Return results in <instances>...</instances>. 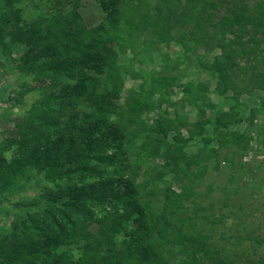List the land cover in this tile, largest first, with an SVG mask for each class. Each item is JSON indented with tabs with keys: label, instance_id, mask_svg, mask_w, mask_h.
<instances>
[{
	"label": "trees",
	"instance_id": "16d2710c",
	"mask_svg": "<svg viewBox=\"0 0 264 264\" xmlns=\"http://www.w3.org/2000/svg\"><path fill=\"white\" fill-rule=\"evenodd\" d=\"M81 1L45 0L46 11L26 21L19 0H0V49L18 50L17 69L39 82L41 94L17 135L0 142V208L10 202L19 211L0 232V264H264V241L251 234L222 231L220 242L183 230L206 164L182 152L181 132L165 113L145 118L171 100L175 85L188 103H207L202 84L167 74L178 61L161 46L178 41L176 32L221 50L223 60L204 64L219 73L218 92L236 88V69L264 90V68L246 57L260 52L251 45L264 37V0H231L228 7L223 0H96L106 16L95 27L79 13ZM150 50L161 53L162 75L119 104L125 76L139 77L134 65ZM128 53V63L120 61ZM83 103L91 109L80 115ZM172 130L179 132L174 142ZM230 136L236 144L244 139ZM210 153L218 156L214 147ZM29 172L51 184L13 201Z\"/></svg>",
	"mask_w": 264,
	"mask_h": 264
},
{
	"label": "rangeland",
	"instance_id": "374dc122",
	"mask_svg": "<svg viewBox=\"0 0 264 264\" xmlns=\"http://www.w3.org/2000/svg\"><path fill=\"white\" fill-rule=\"evenodd\" d=\"M44 1L19 0L18 5L22 8L24 19L30 21L38 13H44ZM222 4L228 7L231 0H223ZM226 7H222L219 13H225ZM78 11L89 27L97 26L106 16L96 0H82ZM175 35L178 41L170 46H161V50L168 52L172 60L178 61L176 68H172L167 74L178 76V83H190L195 87L202 84L207 103L199 100L201 107L188 103L184 89L175 85L171 100L161 103L157 110L147 112L145 118L151 122L159 112L165 113L181 132L179 136L182 138V152L191 159L203 156L199 164H206L202 175L196 179L188 200L193 220L183 226V230L210 233L213 239L220 242L222 231L244 236L251 234L264 241V90L247 82L244 75L236 69L232 73L236 88L230 87L226 93L218 92L219 73H211L204 64L216 58L223 60L221 50L213 48V43L209 46L203 41L195 43L189 35L185 36L182 32H176ZM261 40L259 46L251 45L260 49L258 55L246 57L252 64L263 69L264 37ZM130 55L131 53L126 57L121 56L120 61H127ZM141 59V62L137 61L134 65V70L139 71V77L125 76L121 90L117 92L116 101L121 105L126 96L140 91L141 83L145 82L149 87L151 77L163 73L160 51H145ZM18 62L17 49L14 48L11 55L3 54L0 49V142L17 135V124L23 121L31 105L41 96L39 82L32 75L20 72L17 69ZM245 62L246 59H241V64ZM107 72L101 78L105 79ZM158 96V93L153 95L155 102ZM90 109L88 103H83L78 108L80 115ZM200 123L203 128L198 126ZM219 124L222 128L218 127ZM231 132L244 136L240 144L232 140ZM178 133V130H172L169 141L174 142ZM212 147L217 149V157L211 156ZM12 152L10 149L6 153L10 157ZM146 166H141V169ZM197 167L193 165L190 170H197ZM29 173L30 178L24 179V188L15 193L13 201L33 196L44 185L51 184L44 181L45 176ZM174 175L168 173L167 178L171 180ZM172 186L179 190V184L173 180ZM195 207L198 208L197 211ZM16 219H19V211L12 203H4L0 208V232L8 229ZM218 241L215 242L220 244ZM262 248L264 253V246Z\"/></svg>",
	"mask_w": 264,
	"mask_h": 264
}]
</instances>
